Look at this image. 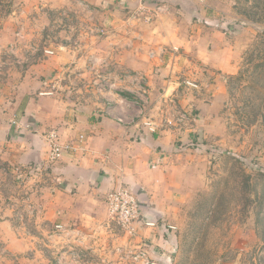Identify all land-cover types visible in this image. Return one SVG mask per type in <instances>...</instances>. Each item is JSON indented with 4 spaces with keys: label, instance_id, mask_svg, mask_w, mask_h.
<instances>
[{
    "label": "rangeland",
    "instance_id": "374dc122",
    "mask_svg": "<svg viewBox=\"0 0 264 264\" xmlns=\"http://www.w3.org/2000/svg\"><path fill=\"white\" fill-rule=\"evenodd\" d=\"M171 6L174 94L158 78L150 88L155 66L140 44L132 52L142 66L118 65L126 29L146 38L151 18L110 24L87 0H0V120L31 102L46 110L43 135L64 137L59 122L76 124L78 106L92 121L153 128L166 153L148 195L161 202L159 224L172 227L167 264H264V0ZM7 149L0 142V264H138L141 236L107 213L87 225L63 219L57 161L19 165Z\"/></svg>",
    "mask_w": 264,
    "mask_h": 264
},
{
    "label": "crops",
    "instance_id": "0c3cea01",
    "mask_svg": "<svg viewBox=\"0 0 264 264\" xmlns=\"http://www.w3.org/2000/svg\"><path fill=\"white\" fill-rule=\"evenodd\" d=\"M83 2L79 3L89 12L90 6L86 2L82 4ZM87 2L97 13L102 11L106 15V23L110 20V24H113V18L116 20L120 18L121 25L137 23L142 17L143 19L151 18L150 24L147 25L149 29L146 38L136 30L126 29L127 35L124 37V43L121 44L125 54L119 59L118 65L128 67L134 63L137 66H142L138 53L136 52V56H133L132 52V49L138 51L139 49L134 48V45L140 44V49L148 53L150 60L148 64L155 66L152 71L156 74H152V71L149 74L150 88H154L152 85L158 78L162 82L160 86L162 92L174 94L178 85L176 82L178 77L173 73L177 67L173 61L172 50L177 51V47L173 43H169L172 42L169 40L175 28L164 21L169 18L167 15L172 13L171 5L176 0H157L143 14L133 11L135 5L128 3L127 0H118V2L87 0ZM113 9L116 12L112 15ZM158 10H164V12ZM107 14L111 15L107 17ZM130 35L140 42L132 41L129 38ZM161 37L167 42L160 41ZM107 43L105 41L104 49L112 46ZM96 48L97 46H94L92 50ZM129 48H131V52L127 50ZM98 49L101 50L100 47ZM89 59L94 64L102 60L99 58L97 61L94 56ZM58 60L60 64L62 60L60 58L53 59V62ZM30 106H32L31 102H28L20 114L17 116L13 114L8 124H4L0 120V142L8 146V149L10 148L7 149L9 161L19 165L28 162L38 163L43 160L47 162L48 147L43 132L49 123H44L40 118L45 115L43 111L46 112V110L38 107V111H36ZM123 110L124 108H119L121 113L125 112ZM72 111L77 121L76 124L59 122V130L63 132L65 139L56 131L61 143L68 146V149L63 152L57 162L55 161L54 165L57 181L60 182L57 193L65 201L63 202L65 207L62 209L63 219L76 220L79 218L81 223L87 225L90 221L104 216L107 213L106 194L119 184H128L130 186L128 188L136 193L139 200L141 221L154 224L153 227L143 226L140 230L141 237L134 242L138 244L139 249L146 250L149 258L154 262L167 264L173 249L170 234L172 227L159 224V211H161L159 203L161 202L159 199L149 198L148 195L152 188L150 175L159 170L165 158V143L160 139H154V132L142 131L143 129H138L136 126L126 127L110 117L92 121V118H88L91 111H88L86 107L78 106ZM47 118H50L48 122H52L53 113L49 112ZM73 128L74 130H72ZM147 129L149 130L148 127ZM138 146H142V148L140 149ZM136 164L141 167L138 171L134 168Z\"/></svg>",
    "mask_w": 264,
    "mask_h": 264
},
{
    "label": "built area",
    "instance_id": "2783aa9c",
    "mask_svg": "<svg viewBox=\"0 0 264 264\" xmlns=\"http://www.w3.org/2000/svg\"><path fill=\"white\" fill-rule=\"evenodd\" d=\"M112 1L118 2V0ZM127 1L135 5L134 11L136 13L143 14L157 0ZM145 19H148V17ZM149 131L154 132V129L149 127ZM44 138L48 147L47 160L50 162L59 160L63 152L68 149V146L61 143L55 130L47 132ZM105 208L108 217L115 222L122 232L131 237H139L143 226H154L151 222L143 223L141 221L139 200L136 193L128 187L120 185L108 192L105 197ZM132 259L139 264H158L149 258L147 251L144 249H139L137 252L132 253Z\"/></svg>",
    "mask_w": 264,
    "mask_h": 264
},
{
    "label": "water",
    "instance_id": "95a60500",
    "mask_svg": "<svg viewBox=\"0 0 264 264\" xmlns=\"http://www.w3.org/2000/svg\"><path fill=\"white\" fill-rule=\"evenodd\" d=\"M111 191V190H110Z\"/></svg>",
    "mask_w": 264,
    "mask_h": 264
}]
</instances>
